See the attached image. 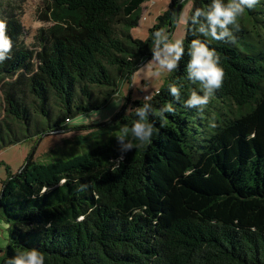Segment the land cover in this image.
Here are the masks:
<instances>
[{
    "label": "trees",
    "instance_id": "1",
    "mask_svg": "<svg viewBox=\"0 0 264 264\" xmlns=\"http://www.w3.org/2000/svg\"><path fill=\"white\" fill-rule=\"evenodd\" d=\"M147 1L45 0L52 25L32 47L17 7L0 3L13 41L0 63V151L107 107L151 57V34L174 27L180 0H170L147 40L134 38ZM208 3L194 0L189 16ZM234 35L210 41L225 75L203 113L183 105L199 87L185 78L187 46L205 39L187 25L185 56L152 96L150 142L124 153L113 133L82 154L30 158L11 175L0 200L9 226L0 264L24 248L42 251L45 264H264V0L238 17ZM169 83L183 85L180 101ZM167 102L175 112L162 119ZM142 103L128 98L100 128L130 124L125 110Z\"/></svg>",
    "mask_w": 264,
    "mask_h": 264
},
{
    "label": "clouds",
    "instance_id": "2",
    "mask_svg": "<svg viewBox=\"0 0 264 264\" xmlns=\"http://www.w3.org/2000/svg\"><path fill=\"white\" fill-rule=\"evenodd\" d=\"M259 0H209L206 7H197L190 16L183 10L177 15L173 14L172 20L175 24L190 25L194 34H199L205 39H192L187 46V56L190 58L186 65V79L193 87L183 101L185 108L195 109L203 113L215 91L223 83L224 69L221 64V56L216 48L211 47L210 41L234 42V31L237 27V19L246 10L256 6ZM231 26V27H230ZM6 22L0 20V63L11 58L13 41L6 33ZM210 38V39H209ZM152 44L150 46L151 59L139 66L132 74L133 84L139 77L145 80L149 78L158 79L163 73L171 74L177 70L182 58L185 56V44L183 40L176 39L174 33L167 32L165 27L158 28L151 34ZM183 85L177 83L168 84V92L175 101L181 100V89ZM158 94V93H157ZM152 95H145L143 103L139 106H129L125 111L132 114L130 124H124L119 129L117 139L121 151H131L135 142H150L154 124L150 117L154 115ZM122 104L121 101H115ZM175 107L172 102H167L159 109L161 118L165 113H174ZM100 113H96L93 119H99ZM210 127L215 128L214 121ZM119 166V161L114 162ZM64 178L61 184L67 183ZM48 192L44 188L41 195ZM139 211V210H134ZM50 226V225H49ZM8 264H45V255L36 248H24L17 250L16 255L8 259Z\"/></svg>",
    "mask_w": 264,
    "mask_h": 264
},
{
    "label": "rangeland",
    "instance_id": "3",
    "mask_svg": "<svg viewBox=\"0 0 264 264\" xmlns=\"http://www.w3.org/2000/svg\"><path fill=\"white\" fill-rule=\"evenodd\" d=\"M193 1L184 0L180 12L183 10L189 16ZM10 2L17 7V15L24 28V44L32 47L39 31L52 25L45 18V15L49 14L47 4L45 0H0V3H6V5ZM169 4L170 0H148L141 8V20L138 27L132 30L134 38L147 40L150 35L149 30L156 24L158 17L168 9ZM165 29L167 32L174 33L176 39L183 40L186 36L187 25L174 24L172 29ZM171 74L165 72L158 79L149 78L148 80L139 77L134 84L131 76L127 88L121 95L113 98L106 108L76 117L71 123H66V129L28 139L0 151V196L4 183L9 180L11 175L18 174L30 158L36 163H49L56 158L82 154L90 146H94L96 142L108 138L113 133H119V129L124 125L121 122L103 128L100 126L110 123L119 113L124 111L128 98L135 102L143 101L145 95L153 96L165 84ZM117 100L121 101L122 104H116L115 101ZM97 112L100 113L98 120L93 119ZM90 126L99 127L92 128ZM4 227L3 222L0 224V247L5 238H8L6 242L9 240L8 231ZM6 246L3 248L5 249Z\"/></svg>",
    "mask_w": 264,
    "mask_h": 264
},
{
    "label": "crops",
    "instance_id": "4",
    "mask_svg": "<svg viewBox=\"0 0 264 264\" xmlns=\"http://www.w3.org/2000/svg\"><path fill=\"white\" fill-rule=\"evenodd\" d=\"M127 86H128V81L126 82H124L123 83V86H121V88H120V91H119V93H118V95H121L122 93H123V91H124V89H126L127 88ZM117 95V96H118ZM116 96V97H117ZM126 103H127V100H126ZM1 223L0 224H3V222L4 221H0ZM4 228H5V230H7L8 231V237H9V226L4 222ZM8 239V238H7ZM6 238H5V241H2L3 242V244L1 245V247H0V249H2V250H4V248L3 247H5L6 245H8V242H6V240H7ZM1 250V251H2ZM0 251V257H1V255H2V252Z\"/></svg>",
    "mask_w": 264,
    "mask_h": 264
},
{
    "label": "water",
    "instance_id": "5",
    "mask_svg": "<svg viewBox=\"0 0 264 264\" xmlns=\"http://www.w3.org/2000/svg\"><path fill=\"white\" fill-rule=\"evenodd\" d=\"M183 1H184V0H180V3H179L178 8H177V15H178L179 12H180L181 4H182ZM174 24H175V23H174ZM150 58H151V57H150ZM150 58H149V59H150ZM149 59H148V60H149ZM148 60H147V61H148ZM147 61H145L144 63H146ZM144 63H143V64H144ZM27 164H28V162H27ZM27 164H26V165H27ZM3 195H4V190H3L2 193H1L0 200H1V198H2Z\"/></svg>",
    "mask_w": 264,
    "mask_h": 264
}]
</instances>
